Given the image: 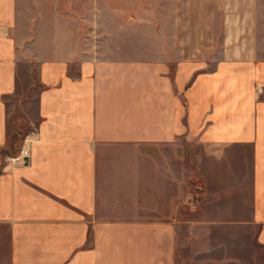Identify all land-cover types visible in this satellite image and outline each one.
I'll use <instances>...</instances> for the list:
<instances>
[{
    "label": "crops",
    "instance_id": "0c3cea01",
    "mask_svg": "<svg viewBox=\"0 0 264 264\" xmlns=\"http://www.w3.org/2000/svg\"><path fill=\"white\" fill-rule=\"evenodd\" d=\"M168 1L0 0V264H264V0Z\"/></svg>",
    "mask_w": 264,
    "mask_h": 264
},
{
    "label": "rangeland",
    "instance_id": "374dc122",
    "mask_svg": "<svg viewBox=\"0 0 264 264\" xmlns=\"http://www.w3.org/2000/svg\"><path fill=\"white\" fill-rule=\"evenodd\" d=\"M157 0H145V5H146V11H145V14H144V18L143 19H139L138 20V23L142 25V27L144 28L143 30L147 31H151L152 30V26H153V14H154V9L155 10V24H158V14H160V17L162 16V19L164 21L161 22V29L164 30V35L166 36V38L168 39V24H169V17L167 16L168 14V7L170 2L168 0L166 1H160V9L158 8V2H156ZM203 4H206L208 3V6H209V9H208V13L209 15L208 16H203L200 18V16H190L188 19L189 20H193L195 21V24H193L195 26V28L197 26H199L198 24L202 23V25L204 26L205 23L208 21V24L210 26H208V31L207 32H204L203 31V35L204 36H208L209 37V40L212 39L213 36H217V33H211L213 29H216V25L218 24V22L220 23V17H216V16H212V9L216 8V1H208V2H202ZM185 4H187V8L190 10V11H195L194 14H196V9L199 8L200 10V0H178L177 1V5H178V9L180 6H184ZM226 4V8H227V5L231 6L232 2L231 1H226L225 2ZM231 8V7H229ZM147 9H150L151 11H147ZM189 10H188V14L189 13ZM200 12V11H199ZM197 12V13H199ZM179 13V11H178ZM213 13H216L215 10H213ZM182 19L184 18H179L178 17V21H181ZM230 18L229 17H226L225 18V21L227 22ZM207 24V25H208ZM204 28V27H203ZM230 35V33L228 32H225V37H226V42H229V40L231 39L230 37H228ZM152 34L150 33L149 34V37H150V41H148L149 44H152ZM183 37V39H185V37H187V39H189L188 43L187 44H191V41L193 40L192 37H193V33H188V34H185V33H181V34H178V37ZM145 40H147V34L144 36ZM230 38V39H229ZM230 44V43H229ZM138 49H141V48H136V47H133V48H130V54L133 52V54H135L137 52ZM92 50H90V52H92ZM35 76V75H34ZM28 84V82H25V86ZM32 84H33V88H37L39 87V84L37 82V78L35 76V79L32 81ZM20 108V106H19ZM17 126H18V134H21L23 135L25 138H24V144L22 145V147L20 146L19 144V141H17V144L16 145H12L13 146V149L11 150L13 152V156L12 158H15L17 155H19L21 153V150L24 148V146L27 145L28 142H31V140L28 138V135H30V133H33L31 131H33V125L29 122V121H17ZM28 141V142H27ZM3 151V150H2ZM0 154L1 151H0ZM3 155V154H2ZM10 158V157H9ZM28 158H26L27 160ZM25 160V161H26ZM23 160H18V162H22ZM24 161V162H25ZM200 258V257H199ZM197 258V259H199ZM197 259H194V260H197ZM181 260L182 258L179 257V264H182L181 263ZM191 264H194V263H191Z\"/></svg>",
    "mask_w": 264,
    "mask_h": 264
},
{
    "label": "built area",
    "instance_id": "2783aa9c",
    "mask_svg": "<svg viewBox=\"0 0 264 264\" xmlns=\"http://www.w3.org/2000/svg\"><path fill=\"white\" fill-rule=\"evenodd\" d=\"M30 156H31V152H30L29 146H24V148L21 150V153L13 159L16 161H18V160L25 161L26 158H30Z\"/></svg>",
    "mask_w": 264,
    "mask_h": 264
}]
</instances>
